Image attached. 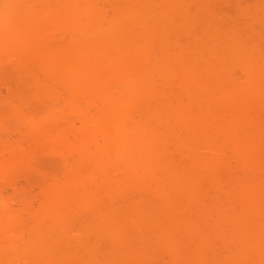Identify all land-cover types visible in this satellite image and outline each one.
<instances>
[{"label":"rangeland","instance_id":"obj_1","mask_svg":"<svg viewBox=\"0 0 264 264\" xmlns=\"http://www.w3.org/2000/svg\"><path fill=\"white\" fill-rule=\"evenodd\" d=\"M33 1L0 0V264H264V0H146L98 48L125 0Z\"/></svg>","mask_w":264,"mask_h":264},{"label":"bare ground","instance_id":"obj_2","mask_svg":"<svg viewBox=\"0 0 264 264\" xmlns=\"http://www.w3.org/2000/svg\"><path fill=\"white\" fill-rule=\"evenodd\" d=\"M33 3H35L33 0H29ZM128 3V7L126 9H124L122 12H120L119 14H116L114 19L111 20V22L108 23V36H104L102 38H98V39H94L92 42L93 48H98L99 46L101 47V44L106 41L108 42L110 45H120L121 41H120V37L122 35V32H120L119 30H117V24L119 23V21L121 20L120 16L121 15H125L124 18L127 19H134L133 21H131V25H135V26H139L140 21H145L146 16H145V11L147 8V4H146V0H125ZM44 5H39L37 3L33 4V11L32 12H28L27 15H34V12L37 10V14H40V12H42ZM51 7V5H50ZM140 9H141V14H140ZM14 8L10 9V12L13 11ZM120 15V16H119ZM84 17L86 18V26L90 25V23H93L94 26L99 27L100 29H104L103 28V23L99 22L98 20H100V18L98 17V12L97 10H87V13L84 15ZM45 19H40L39 16H36L34 19H29L27 20V24L31 25L33 23H39V21H42ZM3 21H0V24H2ZM47 33H43V38L47 37L49 29L47 28ZM5 33L4 35H7L9 38L11 39H15L16 35H17V31L14 29H11L9 27H7L5 29ZM163 32H165V29L163 26H160L159 29V33L155 32L153 33V35H158V36H163ZM145 50H149V48L145 49ZM71 53V52H70ZM68 53V54H70ZM138 55V53H137ZM107 55H103V56H99L97 57V59H103L104 57ZM108 60L111 58L110 56H107ZM147 62V57L144 58H140L138 59L135 63L138 64V68L133 70L131 75L128 78L122 79L120 77H116V79H111L108 80L106 82H101V86H102V90L104 91V101L105 104H107L108 106H110L113 110L114 113L112 114V118L108 121V122H99L98 123V127L101 128L102 131V135L108 139V135L107 132H114L116 133V135H122V133H124V128H123V124H124V118L123 116H121V106L123 104V100L122 98L128 97V101L131 105H136L138 104V98L134 95V94H129L127 93V91H129V89H122V87L124 85L127 86V84H131L133 81L135 83H140V81L147 77V71L143 68V63ZM88 64V63H87ZM86 64V65H87ZM106 64V63H105ZM117 64H121L119 62H116V67L111 68L110 70H112L113 73H117V68L118 65ZM80 66V65H79ZM109 67V66H107ZM208 67L205 68L204 71H207ZM99 79V78H98ZM112 87H117V89H119L118 95L116 96L115 93H111V88ZM207 121H211V119H207ZM106 127V128H105ZM123 140V138L120 139V141ZM108 141V140H106Z\"/></svg>","mask_w":264,"mask_h":264}]
</instances>
